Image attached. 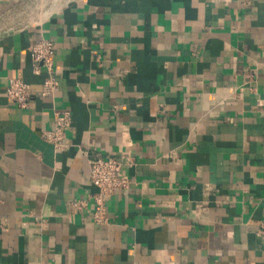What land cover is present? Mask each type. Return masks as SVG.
Segmentation results:
<instances>
[{"label": "crops", "instance_id": "1", "mask_svg": "<svg viewBox=\"0 0 264 264\" xmlns=\"http://www.w3.org/2000/svg\"><path fill=\"white\" fill-rule=\"evenodd\" d=\"M88 155L128 179L103 223ZM263 220L264 0H0V264H264Z\"/></svg>", "mask_w": 264, "mask_h": 264}, {"label": "built area", "instance_id": "2", "mask_svg": "<svg viewBox=\"0 0 264 264\" xmlns=\"http://www.w3.org/2000/svg\"><path fill=\"white\" fill-rule=\"evenodd\" d=\"M32 70L38 73L41 67L50 72L53 67V42L50 39H40L30 47ZM56 83L51 77H47L39 89L43 96L53 93ZM32 87L19 78L8 79L5 94L17 107H27L32 98ZM70 123L68 111L54 112L53 128L41 132V137L49 142L55 149L63 147L64 132ZM122 159L117 157H102L100 155H88V179L96 188L90 195L93 203L92 217L96 223L106 221L105 202L116 189L125 188L128 179L121 172ZM76 207L82 203L73 202ZM42 222V219L40 220ZM257 234L264 237V220L261 221Z\"/></svg>", "mask_w": 264, "mask_h": 264}, {"label": "rangeland", "instance_id": "3", "mask_svg": "<svg viewBox=\"0 0 264 264\" xmlns=\"http://www.w3.org/2000/svg\"><path fill=\"white\" fill-rule=\"evenodd\" d=\"M30 18V17H29ZM30 20H31V18H30Z\"/></svg>", "mask_w": 264, "mask_h": 264}]
</instances>
